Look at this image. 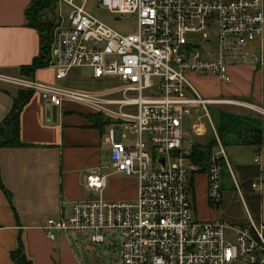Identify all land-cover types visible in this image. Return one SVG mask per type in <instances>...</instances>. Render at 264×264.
I'll return each instance as SVG.
<instances>
[{
    "label": "built area",
    "instance_id": "2783aa9c",
    "mask_svg": "<svg viewBox=\"0 0 264 264\" xmlns=\"http://www.w3.org/2000/svg\"><path fill=\"white\" fill-rule=\"evenodd\" d=\"M53 1L71 9L66 22L56 17L49 62L55 80L89 69L93 79L120 86L87 93L1 73L0 82L39 94L46 105L70 101L102 116L113 174L133 180L136 198L109 200L103 193L109 175H89L86 185L95 198L78 201L69 216L49 219L47 238L82 234L101 246L105 233L116 234L120 264H264V222L249 213L243 225L196 218L189 186L200 167L184 132L187 117L200 108L209 118L208 106L220 102L203 98L186 73L229 83L231 66L261 63L245 48L263 38L264 0H98L110 13L136 21V32L127 36L89 13L88 0ZM211 38L216 54L203 55L198 44ZM215 137L219 150L206 167L214 206L222 201L223 168H230ZM254 162L261 164L260 155ZM263 185L264 172L252 188Z\"/></svg>",
    "mask_w": 264,
    "mask_h": 264
},
{
    "label": "crops",
    "instance_id": "0c3cea01",
    "mask_svg": "<svg viewBox=\"0 0 264 264\" xmlns=\"http://www.w3.org/2000/svg\"><path fill=\"white\" fill-rule=\"evenodd\" d=\"M37 1L0 0V73L9 78L31 77L63 86L67 78L57 82L49 65L37 69L32 76L23 71L33 65L41 51L40 33L28 16ZM245 49L258 61L263 59L261 63L231 66L229 83L216 76L189 75L203 98L220 101L208 106V114L209 109L214 114L221 110L220 130L215 128L210 114L207 118L200 108L190 118L198 137L208 133L203 118L209 119L211 128L213 125V140L199 147L212 146V154L217 153V133L230 165L222 172V201L214 206L208 199L207 166L195 163L200 170L193 174L189 191L195 216L200 220L225 218L243 225L249 213L255 222H264V185L260 190L252 188L264 172V115L258 112L264 111V35ZM20 91L27 90L0 82V127ZM225 113L227 121L223 119ZM94 116L75 102L65 101L60 107L46 105L39 94H33L23 107L19 139L24 146L0 150V264H15L12 255L20 248L32 264H82L70 233L57 232L56 239L49 240L45 226L51 218L69 216L78 201L87 200L83 188H87V177L93 172L109 175L107 188L110 182L111 192L112 187H122V179H114L117 175L113 174L112 162L108 168L111 171L105 172L103 159L106 153L111 160V151L104 142L106 128L96 124ZM188 126L187 119L185 130ZM243 138L247 143L242 142ZM257 155L261 164L254 162ZM124 181L123 186L133 192L132 199L136 198L133 180Z\"/></svg>",
    "mask_w": 264,
    "mask_h": 264
},
{
    "label": "rangeland",
    "instance_id": "374dc122",
    "mask_svg": "<svg viewBox=\"0 0 264 264\" xmlns=\"http://www.w3.org/2000/svg\"><path fill=\"white\" fill-rule=\"evenodd\" d=\"M86 8L89 13H91L93 16L98 18L100 21L104 22L114 31L122 34V35H131L134 32H136L137 24L136 21L127 16H118L110 13L107 9L102 8L101 6H98V0H88L86 3ZM71 12V9L64 5V4H58L52 9L48 10H42V13L44 14L43 18L44 21L53 22L57 20L56 17L59 15L61 18L66 22L68 19V15ZM38 13V9L33 11L31 13V22L39 28L40 31H42V26L40 27L41 23H38V19L35 18L36 14ZM54 22V23H55ZM39 24V25H38ZM55 28H53L54 33ZM52 33V35H53ZM215 38H211L210 42H201L198 44V47L201 48L203 55H210L212 52L213 54H216V45H215ZM194 73H186V77L188 81L191 82L189 75ZM64 83L63 86L66 88L87 92V93H102L108 90H112L115 88H118L120 84L114 80V79H101L96 80L93 79L90 70L89 69H75L70 73V76L62 82ZM193 86V85H192ZM194 87V86H193ZM224 112H226L225 109L222 108ZM216 114L212 111V109H209V114L211 121L214 123L215 128L217 130H220L218 118L221 113V110H216ZM204 113V111H203ZM194 113L193 115H195ZM192 115V116H193ZM190 116L189 118H186V121L188 119L189 126L186 127V134H185V146L187 148H190L191 146H205L210 144V142L213 140V133L212 128L209 123V119L203 118L201 121L205 124L208 133L205 136L198 137L194 131L192 130L191 123L192 118ZM224 121H227V114H223ZM231 125V124H230ZM220 132V131H219ZM103 166L106 167L105 172H110L109 170L111 166V160L108 159L107 154L105 153V157L103 159ZM92 174H95L94 172ZM97 174V173H96ZM114 179H122L120 188H113V192H111V184L109 182L108 188L105 190V195H113L115 198L120 199H132V193L130 192L124 185L125 183V177L123 176H117ZM128 183V182H127ZM131 183V182H130ZM83 191L86 194V199H93L95 198L94 195L91 194V192L84 187ZM236 192H233L232 194H235ZM200 210V209H199ZM199 217V216H198ZM107 236L106 242L101 245L97 246L90 242V240L82 234H73L70 233V240L72 241V244L74 246L75 252L77 254V257L81 260L82 264H120V252H119V241L116 239V234L112 235L110 233H105Z\"/></svg>",
    "mask_w": 264,
    "mask_h": 264
},
{
    "label": "trees",
    "instance_id": "16d2710c",
    "mask_svg": "<svg viewBox=\"0 0 264 264\" xmlns=\"http://www.w3.org/2000/svg\"><path fill=\"white\" fill-rule=\"evenodd\" d=\"M55 7L53 0H38L29 10L28 16L31 13L38 9V13L35 18L38 19V23L40 27L42 26V31L39 30L37 26H35L31 21V25L38 29L41 36V51L38 58L35 60L32 66L28 68H23L24 73L28 76H32V73L35 72L39 68H44L49 65L50 62V49L52 43V33L53 28L56 27V22H48L44 21L42 10H52ZM42 17V18H41ZM30 19V17H29ZM55 22V23H54ZM38 24V25H39ZM33 92L20 91L18 97L14 101V106L11 113L6 117V119L2 122L0 127V150L4 148H20L24 145L21 143L19 139L20 134V113L29 99L33 96ZM93 120L96 121L98 125H104L105 122L102 116L95 115ZM242 142L247 143V139L243 138ZM260 144V142L257 141ZM212 156V146L201 148L199 146H194L192 148L191 158L194 163H202L204 166H207L210 158ZM0 183H1V171H0ZM13 261L15 264H32L24 255L23 248H20L19 251L12 255Z\"/></svg>",
    "mask_w": 264,
    "mask_h": 264
}]
</instances>
